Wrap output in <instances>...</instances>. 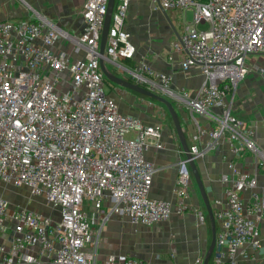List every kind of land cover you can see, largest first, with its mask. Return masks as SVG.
Masks as SVG:
<instances>
[{"label":"built area","instance_id":"obj_1","mask_svg":"<svg viewBox=\"0 0 264 264\" xmlns=\"http://www.w3.org/2000/svg\"><path fill=\"white\" fill-rule=\"evenodd\" d=\"M130 1L114 3L104 55L98 48L107 0H84V26L75 36L40 14L0 19V181L28 188L59 212L55 219L23 207L10 209L0 193V231L7 218L13 223L9 245L0 243V264H148L125 254L98 259L93 237V227L111 215L146 225L171 216L170 201L149 195L157 169L145 157L151 147H165L163 125L120 112L105 91L99 64L102 56L123 68L119 60L134 58L125 29ZM150 1L164 12L191 10L192 20L171 48L181 68L196 67L203 81L190 96L184 87L174 92L172 76L141 58L124 70L133 82L186 109L195 160L221 143L235 157L262 156L255 127L232 114L230 94L248 71L246 58L264 55V0ZM58 37L82 55L71 61L65 51L53 49ZM227 167L232 176H221L225 207L214 213L219 230L213 264H238L244 245L260 246L264 193L255 189L256 177L234 160ZM189 186L183 169L173 190L178 210L189 207ZM245 189H251L248 200L242 197ZM202 263V257L194 261Z\"/></svg>","mask_w":264,"mask_h":264},{"label":"crops","instance_id":"obj_2","mask_svg":"<svg viewBox=\"0 0 264 264\" xmlns=\"http://www.w3.org/2000/svg\"><path fill=\"white\" fill-rule=\"evenodd\" d=\"M32 1L36 3L37 0ZM83 2L84 0H39V4H36L43 16L75 36L81 33L84 26L81 14ZM188 11L191 13L190 9L164 12L150 0H131L126 13L125 29L135 47L134 58L119 60L118 64L123 68L108 63V69L112 66L113 70H116L113 73L133 82L124 67L135 68L141 58L153 69L172 76L171 88L174 92L178 93L180 88L184 87L190 96L195 95L203 76L196 67L182 69L178 54L171 48V41L184 31ZM7 17L9 16L4 14L1 19ZM198 27L203 28L206 25ZM52 48L65 51L71 61L83 53L81 50L76 51L72 43L62 37L56 39ZM246 65L248 68L246 75L238 81L235 90L230 94L231 112L246 125L255 127L256 145L262 156L247 152L242 158L235 157L230 153L227 144L221 143L217 148L208 150L204 157L196 159L213 215L217 209L225 207L223 194L225 183L221 176L225 173L229 177L232 176L227 167L231 159L236 162L238 169L256 177L255 189L264 193V55H249L246 58ZM105 82L106 79L105 91L116 100L120 112L140 118L148 124L161 121L162 141L165 147L161 149L151 147L145 152V157L154 163L157 169L149 195L152 198L170 201L172 206L168 220L155 221L149 225L132 224L127 217L119 215H111L103 225L97 224L99 228L97 230L95 228L94 236L97 239L98 259H104L112 254H125L148 264H194L196 258H204L211 242V227L207 210L187 163L184 165L190 175L187 197L189 207L186 210H178L175 205L173 190L179 173L183 171L182 162L185 160L175 129L167 119L165 110L157 107L162 106L161 104L114 83ZM168 98L179 111L180 123L185 129L189 144L191 125L188 113L174 98ZM153 104L157 106L153 107ZM200 121L208 124L203 118H200ZM250 192L251 189L242 191L244 200L249 199ZM48 212L45 214L53 215L55 219L59 218L57 209L50 207ZM5 225L6 229L0 231V243L9 245L13 223L7 218ZM215 226L217 232L219 223L216 219ZM259 232L260 246L254 249L247 244L244 245L238 255V264H264V214L259 221ZM213 253L214 250L208 264H213Z\"/></svg>","mask_w":264,"mask_h":264},{"label":"water","instance_id":"obj_3","mask_svg":"<svg viewBox=\"0 0 264 264\" xmlns=\"http://www.w3.org/2000/svg\"><path fill=\"white\" fill-rule=\"evenodd\" d=\"M115 0H107V5H106V13L104 16L103 20V26L101 30V35L99 39V48L98 52L100 55H104V49L106 46L107 42V37H108V29L111 21V16L113 12V7H114ZM106 60L104 57L99 58V64L100 68L104 74V77L106 80L110 81L111 83H114L118 86L124 87L126 89H129L137 94L143 95L147 98L153 99L159 103H161L165 109L167 110L171 120L172 124L174 126L177 138L180 141L181 147L183 149V152L185 154V162L188 164L192 177L194 178V181L197 185V188L200 193V197L203 201V204L205 206V209L207 210V214L210 220V227H211V242L206 250V253L203 258V263L202 264H208L210 257L212 255V252L215 247V235H216V226H215V219L213 215V210L212 206L210 204L209 198L207 196L201 175L199 173V170L196 165V160L194 159L193 155L190 153L189 146L186 140V136L184 133V130L182 128V125L180 123V118H179V111L176 109V107L173 105L172 101L159 93L150 91L143 87L142 85H139L136 82L129 81L123 77H120L110 71L106 65ZM184 171H188L186 166L183 167ZM189 172V171H188Z\"/></svg>","mask_w":264,"mask_h":264},{"label":"rangeland","instance_id":"obj_4","mask_svg":"<svg viewBox=\"0 0 264 264\" xmlns=\"http://www.w3.org/2000/svg\"><path fill=\"white\" fill-rule=\"evenodd\" d=\"M38 1L39 0H37L36 3H38ZM36 3H34L32 0H0V19L4 14L5 16H9L7 18H20L28 15L34 17L37 14L42 15L40 13L41 10ZM191 20L192 13L188 11L186 13L185 21L189 22ZM108 63L111 62H106V65H108ZM110 70L112 72H116L115 69L113 70L112 66H110ZM108 82L110 81L107 80L105 83ZM0 193L3 194V196L8 200L9 208L23 207L42 212L44 214L49 213L48 211L50 207L44 204L43 199L39 196L33 195L26 187H14L11 184L0 181ZM95 228L96 230L99 228L97 224L93 227L94 240H96V236H94Z\"/></svg>","mask_w":264,"mask_h":264},{"label":"trees","instance_id":"obj_5","mask_svg":"<svg viewBox=\"0 0 264 264\" xmlns=\"http://www.w3.org/2000/svg\"><path fill=\"white\" fill-rule=\"evenodd\" d=\"M138 95L141 96V97L147 98V97H145V96H143V95H140V94H138ZM147 99H150V98H147ZM150 100L155 101V100H153V99H150ZM171 101H172V100H171ZM155 102H157V101H155ZM158 103H159V102H158ZM172 103H173V102H172ZM159 104H161V103H159ZM161 105H162V104H161ZM162 106H163V105H162ZM163 108H164V110H165V113H166L167 119L169 120V122H170L172 128L174 129L173 124H172V120H171V118H170V116H169L167 110L165 109L164 106H163ZM183 129H184V128H183ZM184 132H185V129H184Z\"/></svg>","mask_w":264,"mask_h":264}]
</instances>
